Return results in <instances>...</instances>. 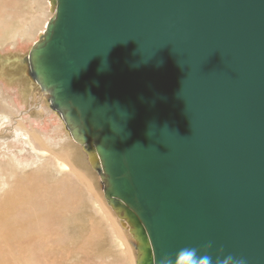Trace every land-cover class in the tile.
Segmentation results:
<instances>
[{
	"label": "water",
	"instance_id": "1",
	"mask_svg": "<svg viewBox=\"0 0 264 264\" xmlns=\"http://www.w3.org/2000/svg\"><path fill=\"white\" fill-rule=\"evenodd\" d=\"M55 2L26 61L94 142L138 264H264V0Z\"/></svg>",
	"mask_w": 264,
	"mask_h": 264
},
{
	"label": "rangeland",
	"instance_id": "2",
	"mask_svg": "<svg viewBox=\"0 0 264 264\" xmlns=\"http://www.w3.org/2000/svg\"><path fill=\"white\" fill-rule=\"evenodd\" d=\"M56 8L55 0H0V16L3 15L0 17V142L8 148L6 154L0 153V219L5 215H16L20 201L31 195L25 190L17 191L19 186L22 189H31L35 185L49 189L63 186L66 191L62 194L68 193L69 198L65 204L68 209L63 206L52 226L42 234L29 233L26 235L29 238L20 244L13 242L14 222H11L5 239L8 246L0 242V264H138L141 256L138 237L123 209L116 207L108 197V178L100 167L94 142L92 145L81 141V133L73 130L74 126L67 119V109L53 106L51 93L43 88V79L35 81L26 61L32 47L44 37ZM39 105L43 106L44 112L37 108ZM8 108L14 110L18 118L31 119L46 136L54 137L53 142L49 141L51 148L60 151L63 146L69 152L76 172L60 169L50 157L33 153L27 139L29 134L9 131L12 126ZM60 137L65 140L60 142ZM58 237H62L60 243L57 239L53 241Z\"/></svg>",
	"mask_w": 264,
	"mask_h": 264
},
{
	"label": "bare ground",
	"instance_id": "3",
	"mask_svg": "<svg viewBox=\"0 0 264 264\" xmlns=\"http://www.w3.org/2000/svg\"><path fill=\"white\" fill-rule=\"evenodd\" d=\"M39 1V0H38ZM29 4V2H28ZM39 4V3H38ZM3 6V5H2ZM5 6V5H4ZM14 7V6H13ZM4 9V8H3ZM7 9H9L7 7ZM12 10V9H11ZM10 11V10H9ZM7 13V12H6ZM6 15V14H4ZM9 15V14H8ZM3 15H1L0 17H2ZM12 15H10L11 17ZM9 17V16H8ZM6 18V17H5ZM11 19V18H10ZM17 20V19H16ZM5 20H3L4 22ZM8 20L6 19V22ZM12 21V20H11ZM9 23V21L7 22ZM29 24V23H26ZM3 25V24H2ZM7 25V24H6ZM5 27V26H4ZM3 27V28H4ZM9 27V25L7 26ZM2 28V29H3ZM10 28V27H9ZM22 29V28H21ZM4 30V29H3ZM6 30V29H5ZM25 30V29H24ZM27 32V30H26ZM26 34V33H25ZM14 35V34H13ZM13 37V36H12ZM1 39V38H0ZM5 39V38H3ZM13 40V38H12ZM2 42V41H1ZM4 42V41H3ZM12 47V46H11ZM12 103V102H11ZM37 108L42 109V111L44 110L42 105H39ZM9 109V108H8ZM5 112H8V110H4ZM14 111V110H13ZM9 109V115L11 116V120L9 121V123L11 124L12 127H10L8 130L15 133V134H29L27 135V139L28 142H30V148L32 150L33 153H38L37 155L40 156H48L50 157V159H52L55 164L60 168V169H68V171H72V172H76V169L74 167V165L71 162L70 156H69V152L65 151L63 149V146L60 148L62 150L60 151H56L55 149L51 148L49 141H51L52 139L54 140V137H48L46 136V134L42 133L40 130H38L34 125L33 121L31 119L25 118V117H21L18 118L17 117V113L15 114V112H13ZM22 111V110H21ZM20 111V112H21ZM44 112V111H43ZM22 113V112H21ZM49 113V111L47 112ZM19 115V114H18ZM50 118V116H49ZM51 119V118H50ZM37 120V119H35ZM34 120V121H35ZM62 120V119H61ZM38 122V121H37ZM36 122V123H37ZM63 122V120H62ZM1 126V125H0ZM56 126V125H55ZM58 127V126H56ZM61 127V126H60ZM43 128V127H41ZM48 128V127H47ZM55 128V127H54ZM44 130V129H43ZM51 136V135H50ZM20 136H18L19 138ZM72 138V137H71ZM65 140V137H60L59 141L61 142L62 140ZM69 139V138H67ZM66 139V140H67ZM53 140L51 142H53ZM20 142H22V140L19 139ZM23 143V142H22ZM62 144V143H61ZM60 144V145H61ZM4 147V149H3ZM9 147V145H8ZM58 148V147H57ZM6 148L5 144L3 142H0V153L6 154ZM34 159V158H33ZM54 164V163H53ZM79 168V167H78ZM81 170V169H80ZM32 172V171H31ZM42 172V171H41ZM79 173V172H78ZM39 174V173H38ZM32 175V174H31ZM30 176V175H29ZM85 176V175H84ZM84 178V177H82ZM81 178V179H82ZM27 179V178H26ZM80 179V178H79ZM80 179V180H81ZM88 179V178H87ZM30 180V179H28ZM90 180V179H89ZM19 181V179H18ZM31 181V180H30ZM41 181V180H39ZM43 181V180H42ZM32 182V181H31ZM50 182V181H49ZM69 182L72 181L69 180ZM29 183V182H28ZM43 183V182H42ZM57 183V182H56ZM84 183V181H83ZM21 184V183H20ZM25 183H23L24 185ZM27 184V182H26ZM63 184V183H62ZM85 184V183H84ZM22 185V184H21ZM28 185V184H27ZM26 185V186H27ZM53 185V184H52ZM60 185V184H59ZM86 185V184H85ZM88 185V184H87ZM19 186V183H18ZM32 186V185H31ZM58 186V184L56 185ZM65 186V185H64ZM53 187V186H52ZM51 188V186H50ZM73 188V187H72ZM25 190L27 194H31V195H27L26 197H24L23 200H21V205L17 211L16 215H5L4 217H2L0 219V242L3 243L2 245L7 247L8 246V241L5 240L6 239V235L9 233L7 230L8 225L11 222L13 223V230H12V234L14 235L13 238V242L16 244H20L21 242H23L24 240L28 239L29 237H26V235H28L29 233L33 234H38L41 232H44L46 229H48L47 227H50V225L52 226V221L55 219V217H58V214H60L61 209H63V206H66L65 204L69 201L68 198V193H63L65 192L66 189L61 186V187H55L54 189H49L45 186H39V185H35L34 187L28 188V189H22L21 186L18 187L17 191H22ZM76 190V189H75ZM10 191V190H9ZM39 191V192H38ZM39 194H38V193ZM37 193L38 195L34 194ZM34 194V195H32ZM71 197V196H70ZM38 198V199H36ZM76 198V197H75ZM95 198V197H94ZM75 200V199H74ZM77 200V198H76ZM73 201V200H72ZM78 202V201H77ZM76 202V203H77ZM75 203V204H76ZM69 205V204H68ZM74 205V204H73ZM65 208L68 209V207L66 206ZM64 208V209H65ZM64 212V211H63ZM61 216V215H60ZM59 216V217H60ZM77 216V215H76ZM66 219V218H65ZM80 222V221H79ZM78 223V222H77ZM87 223V222H86ZM95 224V223H94ZM120 224V223H119ZM80 225V224H79ZM89 225V224H88ZM91 225V224H90ZM76 226V225H75ZM83 226V225H82ZM85 227V226H84ZM81 228V227H80ZM83 229V228H82ZM94 230V229H93ZM91 231V230H90ZM96 232L100 231V230H95ZM79 233V232H78ZM94 233V232H93ZM123 233V232H122ZM40 234V235H41ZM80 234V233H79ZM95 234V233H94ZM91 235V233H90ZM104 235V234H103ZM89 236V235H88ZM92 236V235H91ZM99 236V234H98ZM102 236V235H101ZM87 237V236H86ZM78 238V237H77ZM94 238L95 237H91ZM98 238V237H97ZM57 239V241H59V243L62 241V237H58V238H54L53 241H55ZM87 239V238H86ZM5 240V241H4ZM127 240V239H126ZM125 240V241H126ZM86 241V240H85ZM89 243H93L88 241ZM5 243V244H4ZM89 243H84V244H88ZM98 244V243H97ZM84 247V246H83ZM85 248V247H84ZM35 257V256H34ZM49 257V255H48ZM40 258V257H39ZM16 260V259H15ZM54 264V263H53Z\"/></svg>",
	"mask_w": 264,
	"mask_h": 264
},
{
	"label": "clouds",
	"instance_id": "4",
	"mask_svg": "<svg viewBox=\"0 0 264 264\" xmlns=\"http://www.w3.org/2000/svg\"><path fill=\"white\" fill-rule=\"evenodd\" d=\"M210 247L206 245L205 248ZM160 264H213L212 258L207 255H200L196 248H183L175 253L174 256H164ZM215 264H246L243 258H234L231 255L216 259Z\"/></svg>",
	"mask_w": 264,
	"mask_h": 264
}]
</instances>
